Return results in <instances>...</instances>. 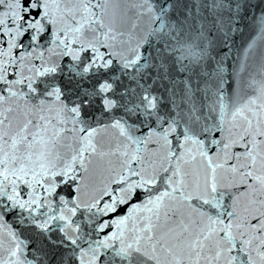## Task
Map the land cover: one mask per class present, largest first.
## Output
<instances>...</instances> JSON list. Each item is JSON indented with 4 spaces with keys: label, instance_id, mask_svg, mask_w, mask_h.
Returning <instances> with one entry per match:
<instances>
[{
    "label": "snow or ice",
    "instance_id": "snow-or-ice-1",
    "mask_svg": "<svg viewBox=\"0 0 264 264\" xmlns=\"http://www.w3.org/2000/svg\"><path fill=\"white\" fill-rule=\"evenodd\" d=\"M0 264H264V0H0Z\"/></svg>",
    "mask_w": 264,
    "mask_h": 264
},
{
    "label": "water",
    "instance_id": "water-1",
    "mask_svg": "<svg viewBox=\"0 0 264 264\" xmlns=\"http://www.w3.org/2000/svg\"><path fill=\"white\" fill-rule=\"evenodd\" d=\"M255 47H256V48H259L260 46H259V44L257 43V45H256ZM253 55H259V53L256 52V51L254 50Z\"/></svg>",
    "mask_w": 264,
    "mask_h": 264
}]
</instances>
